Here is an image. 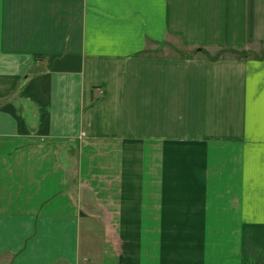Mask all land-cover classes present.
I'll use <instances>...</instances> for the list:
<instances>
[{"label":"crops","instance_id":"crops-1","mask_svg":"<svg viewBox=\"0 0 264 264\" xmlns=\"http://www.w3.org/2000/svg\"><path fill=\"white\" fill-rule=\"evenodd\" d=\"M0 264H264V0H0Z\"/></svg>","mask_w":264,"mask_h":264},{"label":"rangeland","instance_id":"rangeland-1","mask_svg":"<svg viewBox=\"0 0 264 264\" xmlns=\"http://www.w3.org/2000/svg\"><path fill=\"white\" fill-rule=\"evenodd\" d=\"M170 48H171V47H170ZM177 48H178V47H177ZM183 51H184V50H183ZM242 53H243V52L238 53V54H239V55H242ZM89 203H92V206L95 207V208L99 211V213H101L100 208H99V206L97 205V204H98V201H97L95 195H94L93 193H91V191H90V195H89L88 198H87V201L84 202L83 205L87 206V204H89ZM95 215H98V214H95Z\"/></svg>","mask_w":264,"mask_h":264},{"label":"built area","instance_id":"built-area-1","mask_svg":"<svg viewBox=\"0 0 264 264\" xmlns=\"http://www.w3.org/2000/svg\"><path fill=\"white\" fill-rule=\"evenodd\" d=\"M80 202H83V203L86 202V200L84 199V197H81L80 198Z\"/></svg>","mask_w":264,"mask_h":264},{"label":"trees","instance_id":"trees-1","mask_svg":"<svg viewBox=\"0 0 264 264\" xmlns=\"http://www.w3.org/2000/svg\"><path fill=\"white\" fill-rule=\"evenodd\" d=\"M247 53H242V55H246Z\"/></svg>","mask_w":264,"mask_h":264}]
</instances>
